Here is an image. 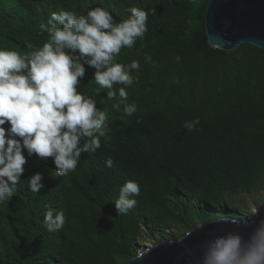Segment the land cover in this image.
I'll return each mask as SVG.
<instances>
[{
    "label": "clouds",
    "instance_id": "1",
    "mask_svg": "<svg viewBox=\"0 0 264 264\" xmlns=\"http://www.w3.org/2000/svg\"><path fill=\"white\" fill-rule=\"evenodd\" d=\"M91 2L93 6L78 11L63 7L49 11L39 21L36 38L18 45V50L0 43V204L10 203L22 180L31 193L39 194L44 188V172L24 177L29 159L50 162L55 175L68 177L81 165L82 154L91 157L97 153L109 120L107 109L98 106V96L114 101L112 108L125 116L132 117L139 110L134 100L129 102V89L138 82L141 61L121 62L119 58L122 50L135 49L138 41L141 48L145 46L149 15L156 10L131 3L126 15L118 19L111 0ZM208 41L213 48L221 47L212 43L210 34ZM143 59L155 66L151 55L145 54ZM175 60L179 62L181 57L177 55ZM89 81L98 86L91 94L84 90ZM172 82L180 83L179 77ZM199 124L197 117L185 121L183 127L191 132ZM113 164L111 157L104 161L106 168ZM140 194V183L125 180L111 202L117 216H127ZM262 206L264 202L257 206L253 220L220 221L226 227L209 229L195 243L185 242L206 223L188 229L168 243L180 246L172 264H264ZM42 215L48 233L64 228L63 209L46 206ZM159 246L135 247L128 264L143 262Z\"/></svg>",
    "mask_w": 264,
    "mask_h": 264
},
{
    "label": "trees",
    "instance_id": "2",
    "mask_svg": "<svg viewBox=\"0 0 264 264\" xmlns=\"http://www.w3.org/2000/svg\"><path fill=\"white\" fill-rule=\"evenodd\" d=\"M11 1L0 0V43L17 49L18 45L36 38L39 21L48 11L41 7L39 0H26L37 9V20L34 24L15 21L1 9L3 2ZM52 1L57 4L60 0ZM64 1L65 9L67 7L78 11L83 8L79 0ZM111 2L116 6L114 14L118 13V19L126 15L122 9L126 4L124 0ZM207 2L198 0L193 4L190 0H179L159 4L155 13L149 15V31L143 42L145 46L141 48L138 41L135 49L122 50L121 56L145 52L204 58L221 55L223 52L207 44L203 24ZM136 99L130 96L129 102H136ZM140 101L137 103L139 110L132 117L125 116L122 110L113 109V103L106 107L112 120L106 136L101 138V148L91 157L82 154L81 165L68 177L55 175L50 162L45 163L35 157L29 159L24 177L35 171L44 172V188L39 194L31 193L27 189V182L22 180L18 193L10 203L0 204L4 210L28 218L25 226L21 225L22 230L17 238L20 256L16 261L8 262L0 253V264H29L28 246L35 220L29 204L43 197L64 195L82 203V206L101 212L116 228L118 258L126 264L131 255L125 231L142 214L165 213L163 206L166 201L172 200L183 218L188 219L191 207L197 201L205 202L214 193L218 194L222 187L237 188L252 179L264 180V131L260 132L259 128L253 129L252 133L239 131L242 121L233 116L221 122L224 127L222 131L216 127L215 118L203 120L199 115L193 117L183 113L172 115L166 111L143 112V100ZM247 112L250 119H253V115ZM197 117L200 119L198 130L187 131L183 127L184 122ZM137 119L140 123L136 122ZM225 130L233 131L236 136L226 135ZM109 157L114 161L112 168L104 166V161ZM128 179L141 184V194L136 197L137 206L127 216H117L111 202L118 195L119 186ZM104 199L106 204H101ZM222 216L227 215L224 212ZM66 221L62 243L67 245L69 238L70 242L100 257L99 252L93 253L89 242L95 229L102 233L107 227L99 223L95 216H71ZM199 224L190 222L189 229ZM83 261V258L78 259L80 263ZM97 261L100 263V260Z\"/></svg>",
    "mask_w": 264,
    "mask_h": 264
},
{
    "label": "rangeland",
    "instance_id": "3",
    "mask_svg": "<svg viewBox=\"0 0 264 264\" xmlns=\"http://www.w3.org/2000/svg\"><path fill=\"white\" fill-rule=\"evenodd\" d=\"M120 1L121 0H117ZM125 11L131 2L146 9H156L159 4L179 0H124ZM99 3V0H96ZM108 0H105L107 3ZM46 11H54L63 7L64 0H39ZM83 8L93 6L91 0H79ZM127 5V6H126ZM1 9L11 15L13 20L34 24L38 18L37 9L26 0H12L3 2ZM67 10H72L68 9ZM152 56L153 63H145L143 56ZM181 60L177 62L175 57ZM121 62L131 59H140L141 71L136 85L129 89V97L137 98L136 103L143 100V112L166 111L172 115L183 113L189 116H201L203 120H212L218 130H223L221 122L233 116L242 121L238 130L252 133L259 128L264 131V50L252 47H241L230 53H222L213 58H204L196 55L174 53H140L121 56ZM91 71V70H89ZM179 77L180 83H173V78ZM90 79V75L86 78ZM95 87L89 81L85 91L91 94ZM103 96V91L101 92ZM98 99V106L108 107L114 101ZM249 111L253 115L250 119ZM112 118L108 120V128ZM254 122H252V121ZM239 122V123H240ZM256 124V125H255ZM107 130V129H106ZM258 132V131H256ZM226 135L236 136L235 133L225 130ZM52 166V164H51ZM216 195V196H215ZM264 202L263 178L252 179L243 186L233 188L225 186L215 194L197 201L185 219L177 210L172 200L166 201L163 206L165 213L142 214L126 228L125 235L130 255L135 247H147L153 243L172 241L189 229L190 222H212L221 218L240 219L251 221L255 218L257 206ZM85 204V203H84ZM101 204H106V199ZM88 205V204H87ZM46 206L63 209L65 221L71 216L97 217L99 223L107 230H94L91 234V252L77 243L70 242L68 246L63 242L64 230L48 233L42 223ZM33 211L34 227L28 246L29 264H124L119 261L115 239L117 237L114 225L95 208H87L82 203L72 201L64 195H50L29 204ZM225 212L227 216H222ZM264 216V206L259 209ZM28 218L21 214L4 210L0 207V253L8 262H14L20 256L17 238L21 232V225L25 226ZM189 221V222H188ZM67 222V221H66ZM101 245L102 247H97ZM67 247L66 250H64ZM83 258V263L78 259ZM97 260H100L98 263Z\"/></svg>",
    "mask_w": 264,
    "mask_h": 264
},
{
    "label": "water",
    "instance_id": "4",
    "mask_svg": "<svg viewBox=\"0 0 264 264\" xmlns=\"http://www.w3.org/2000/svg\"><path fill=\"white\" fill-rule=\"evenodd\" d=\"M203 24L207 44L212 49L223 53H230L241 46L264 50V0H208ZM209 34L212 36V43L222 48H213L209 44ZM217 34L224 39L219 38ZM225 40L232 43L227 45ZM225 220L228 218L204 222L206 223L204 229L194 232L192 239L185 243L197 242L209 229H223L226 226L219 222ZM170 242L158 243L157 245L160 246L153 250L143 262H137V264H172V258L180 252V246H169Z\"/></svg>",
    "mask_w": 264,
    "mask_h": 264
}]
</instances>
